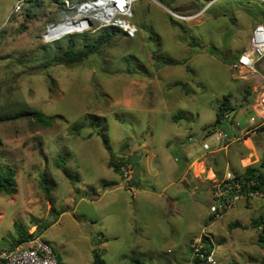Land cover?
Returning a JSON list of instances; mask_svg holds the SVG:
<instances>
[{
    "label": "rangeland",
    "instance_id": "rangeland-1",
    "mask_svg": "<svg viewBox=\"0 0 264 264\" xmlns=\"http://www.w3.org/2000/svg\"><path fill=\"white\" fill-rule=\"evenodd\" d=\"M16 1L0 0V170L14 180L0 190V249L35 230L62 264H94L95 253L103 264H187L206 233L220 264H261L252 221L264 195L231 192L218 214L210 207L226 172L264 159V59L251 73L220 56L248 47L264 0H138L134 38L109 28L84 62L48 66L41 35L62 10L40 0L14 12ZM223 106L230 118L216 124ZM27 109L46 123L14 116Z\"/></svg>",
    "mask_w": 264,
    "mask_h": 264
},
{
    "label": "built area",
    "instance_id": "built-area-1",
    "mask_svg": "<svg viewBox=\"0 0 264 264\" xmlns=\"http://www.w3.org/2000/svg\"><path fill=\"white\" fill-rule=\"evenodd\" d=\"M35 0H17L13 11L20 9L23 2ZM56 5H61L63 14L56 20L45 24L41 40L44 44H49L60 40L71 34H83L95 31L100 28H112L117 30L125 38H134L137 33V27L132 22L133 6L138 0H51ZM176 18L184 16L178 15L171 10L168 11ZM200 10L194 16L202 14ZM56 29L62 31L56 33ZM264 59V24H256L250 33L248 47L238 54L229 64L235 71L245 70L251 73H258L257 66ZM260 66V65H259ZM264 82V68H260ZM256 110L258 118L264 123V83L257 94ZM222 132L219 131L218 137ZM234 175L231 172L225 173V180H232ZM252 183V182H251ZM239 189V183L233 181L227 184L217 194V205L210 207L211 211L217 213L225 207V195ZM264 195L263 191H255L249 195ZM240 195V194H239ZM237 195L236 197H238ZM36 232H31V236L25 241L0 250V264H59L57 255L53 248L43 241ZM205 236V238H204ZM210 236L206 233L195 237L190 244V256L187 264H220L215 256Z\"/></svg>",
    "mask_w": 264,
    "mask_h": 264
},
{
    "label": "trees",
    "instance_id": "trees-1",
    "mask_svg": "<svg viewBox=\"0 0 264 264\" xmlns=\"http://www.w3.org/2000/svg\"><path fill=\"white\" fill-rule=\"evenodd\" d=\"M40 0H35V3L37 5L41 6ZM59 7L62 10L63 14V8L61 5ZM132 22L135 24V22L132 19ZM136 25V24H135ZM137 27V25H136ZM100 35L96 40H85L84 36L89 35V33H83V34H71L64 38H61L60 40H57L55 42L44 44V52L46 53L45 58V65H53V64H67V65H73V64H80L84 62L86 59L89 58V56L97 51L99 49L100 44L104 42L107 38L110 37L115 31L110 30L109 28H101L100 29ZM138 32V28H137ZM137 34V33H136ZM131 39V38H130ZM76 40H82V48H76L73 44L76 42ZM63 41V42H62ZM65 43L64 46H60L59 44ZM57 51L53 54L52 49H56ZM51 55V56H50ZM221 59H224L225 61H228L229 64L235 59H227L226 56L220 55ZM163 64H169L168 60L161 61ZM220 111L215 114V120L214 122L216 124H220L222 122V117L225 112V119H229V113L233 109L229 106H223L219 108ZM21 115H31L33 116L37 122L40 123H46L45 116L33 109H27V110H21L17 113H15L14 116H21ZM45 117V118H44ZM9 169L0 170V190H2L4 193H11V186L13 185V178L8 174ZM234 177L232 180H226L225 185L222 187V189L226 186V184H231L233 181H237L239 183V189L237 192L232 189L233 192L239 193L240 195L249 196V193L255 192V191H263L264 190V159L259 163V167L256 165H248L243 168V170L240 173L233 174ZM252 182V183H251ZM253 227H258L260 229L258 233V243L260 244L263 254L261 256V264H264V217L261 216L258 220L252 221ZM31 234H26V232L20 233L18 236V239L15 241V243L10 246L13 247L23 241H25L28 237H30ZM205 238V236H204ZM9 247V248H10ZM57 255V254H56ZM59 264H62L59 256L57 255ZM94 264H103L102 259L98 256V254H94ZM129 264H145L142 260L139 258L132 256L129 259Z\"/></svg>",
    "mask_w": 264,
    "mask_h": 264
},
{
    "label": "water",
    "instance_id": "water-1",
    "mask_svg": "<svg viewBox=\"0 0 264 264\" xmlns=\"http://www.w3.org/2000/svg\"><path fill=\"white\" fill-rule=\"evenodd\" d=\"M231 115V114H230ZM230 118V117H229ZM128 153V149H125V151L124 152H122V154L123 155H125V154H127ZM134 160H135V157L134 156H130V161L131 162H134ZM96 238L94 237V240H95Z\"/></svg>",
    "mask_w": 264,
    "mask_h": 264
},
{
    "label": "crops",
    "instance_id": "crops-1",
    "mask_svg": "<svg viewBox=\"0 0 264 264\" xmlns=\"http://www.w3.org/2000/svg\"><path fill=\"white\" fill-rule=\"evenodd\" d=\"M211 172H212V171H211ZM79 199H80V198H79ZM34 231H35V230H34ZM34 231H33V232H34ZM8 248H9V247H5V248H1L0 250H2V249H8ZM53 250H54V249H53ZM54 252H55V254L58 255L57 251L54 250ZM58 256H59V255H58ZM59 259H60V257H59ZM60 261H61V260H60ZM61 263H62V261H61Z\"/></svg>",
    "mask_w": 264,
    "mask_h": 264
},
{
    "label": "bare ground",
    "instance_id": "bare-ground-1",
    "mask_svg": "<svg viewBox=\"0 0 264 264\" xmlns=\"http://www.w3.org/2000/svg\"><path fill=\"white\" fill-rule=\"evenodd\" d=\"M60 31H62L61 29L59 30V29H56V33H58V32H60Z\"/></svg>",
    "mask_w": 264,
    "mask_h": 264
}]
</instances>
